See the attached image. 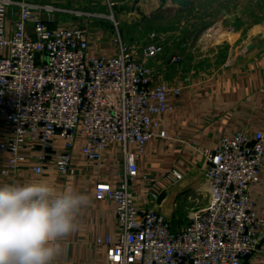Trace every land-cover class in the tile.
I'll return each instance as SVG.
<instances>
[{
    "label": "built area",
    "instance_id": "1",
    "mask_svg": "<svg viewBox=\"0 0 264 264\" xmlns=\"http://www.w3.org/2000/svg\"><path fill=\"white\" fill-rule=\"evenodd\" d=\"M46 10L25 0H0V50L6 52L0 57V120L10 128L0 144L10 155L5 173L17 172L32 150L37 174L53 161L61 174L72 175L71 153L52 151V143L61 137L72 148L79 131L86 139L83 155L96 166L119 143L126 161L122 183L115 190L103 182L96 186L97 200L118 204L121 240L104 241L108 264H245L264 242V218L256 215L250 198L260 182L264 132L239 133L207 152L209 202L192 210L187 224L174 228L159 211L140 212L131 187L138 167L129 148L142 151L157 136L152 116L169 109L170 91L180 94L179 88L154 83L152 64L165 55L166 45L152 34L151 43L135 50L117 30L113 42L119 53L94 57L84 30L52 29ZM215 28L221 30L210 27L205 40ZM181 61L173 56L169 64ZM182 179L179 173L170 177L173 183Z\"/></svg>",
    "mask_w": 264,
    "mask_h": 264
},
{
    "label": "crops",
    "instance_id": "2",
    "mask_svg": "<svg viewBox=\"0 0 264 264\" xmlns=\"http://www.w3.org/2000/svg\"><path fill=\"white\" fill-rule=\"evenodd\" d=\"M25 1L48 9L44 15L52 29L84 30L94 57L109 58L119 53L113 39L120 25H129L123 43L135 50L151 43L152 34L157 33L159 41L164 42L165 55L152 64L154 83L179 88L180 94L170 91L169 109L152 116V129L157 136L142 151L136 145L130 146L131 162L138 167L131 187L140 212L159 211L174 228L187 224L190 212L209 202L205 181L207 152L222 147L226 138L239 133L254 137L264 132V0ZM122 10L130 11L129 15ZM178 12L205 27L203 30L221 20L234 29L230 33L233 41L214 44L204 40L201 49L193 52L179 37L184 32L191 35L193 28L172 27L165 36L163 29L149 28L142 20L153 21L157 26ZM113 20L119 22L117 29ZM5 53L0 50V57ZM173 56H181L182 61L170 65ZM9 132L7 124L0 120V144ZM162 133L165 137L160 136ZM85 143L81 131L72 148L61 137L52 143V151L71 153L70 176L61 174L53 161H48L43 172L37 174L34 169L39 161L32 150L26 152L29 161L17 172L5 173L10 155L0 149V185L43 180L58 193L75 191L88 198L75 217L76 230L57 242L61 252L55 264H108L104 241L107 237L116 243L121 240L118 204L114 200H97L96 186L103 182L115 190L122 183L126 167L122 145L113 143L104 152L100 166H96L83 155ZM175 173L183 176L177 183L170 180ZM250 198L256 215L264 218V162L260 182L251 188ZM245 264H264V242Z\"/></svg>",
    "mask_w": 264,
    "mask_h": 264
},
{
    "label": "clouds",
    "instance_id": "3",
    "mask_svg": "<svg viewBox=\"0 0 264 264\" xmlns=\"http://www.w3.org/2000/svg\"><path fill=\"white\" fill-rule=\"evenodd\" d=\"M88 198L43 180L0 185V264H55Z\"/></svg>",
    "mask_w": 264,
    "mask_h": 264
},
{
    "label": "rangeland",
    "instance_id": "4",
    "mask_svg": "<svg viewBox=\"0 0 264 264\" xmlns=\"http://www.w3.org/2000/svg\"><path fill=\"white\" fill-rule=\"evenodd\" d=\"M121 13H125L124 15H129L130 11L128 10H122ZM145 18H143L142 20L144 21L143 23L146 25H149V28L156 27L155 29H158L157 31H159L160 29H163L164 31V35H166V33H170L171 32V28L172 27H179V28H183L185 29L186 27H190L193 28V32L191 35H187L186 32H184L181 36H179L180 38H183V41L186 42V44L190 45V49L193 52L198 51V49H201V45L204 40L205 37L203 36V33L206 32V30H203L205 27H200V25L194 21L191 20V18H189L185 13L183 12H178L175 17H169L167 19H165L161 24L154 26L153 21H151L150 23L146 20H144ZM119 23V22H118ZM125 25V24H124ZM127 26H121L120 25V29H119V34L121 36V38H125L124 36H126V30L129 27L128 24H126ZM217 25L219 27H221L220 29L215 28L214 35H212V39L210 40V38L206 37V40H209V42H212L214 44H223V43H231L233 41V35H231V31H233L234 29H230L229 27H226L225 23H223L221 20L220 21H215L211 24L210 27ZM209 27V28H210ZM208 27H206V29H209ZM124 29V32H123ZM124 33V34H122ZM157 34V33H156ZM208 34H205V36ZM158 36V35H157ZM161 36V35H160ZM203 36V38H202ZM162 37V36H161ZM164 39V37H162ZM165 41V39H164ZM182 41V42H183Z\"/></svg>",
    "mask_w": 264,
    "mask_h": 264
}]
</instances>
